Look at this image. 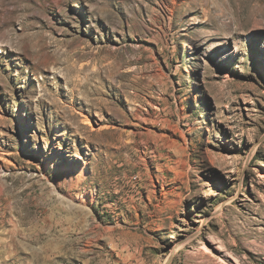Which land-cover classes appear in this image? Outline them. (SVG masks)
I'll use <instances>...</instances> for the list:
<instances>
[{
  "label": "rangeland",
  "instance_id": "374dc122",
  "mask_svg": "<svg viewBox=\"0 0 264 264\" xmlns=\"http://www.w3.org/2000/svg\"><path fill=\"white\" fill-rule=\"evenodd\" d=\"M0 264H264V0H0Z\"/></svg>",
  "mask_w": 264,
  "mask_h": 264
},
{
  "label": "bare ground",
  "instance_id": "6f19581e",
  "mask_svg": "<svg viewBox=\"0 0 264 264\" xmlns=\"http://www.w3.org/2000/svg\"><path fill=\"white\" fill-rule=\"evenodd\" d=\"M82 174H83V171H82V173L81 174H79L80 175V177L78 176V181H81L82 180ZM72 204V203H71ZM83 206H86V202H82L81 203ZM216 241V240H215Z\"/></svg>",
  "mask_w": 264,
  "mask_h": 264
}]
</instances>
